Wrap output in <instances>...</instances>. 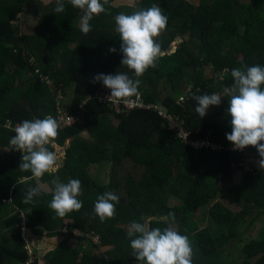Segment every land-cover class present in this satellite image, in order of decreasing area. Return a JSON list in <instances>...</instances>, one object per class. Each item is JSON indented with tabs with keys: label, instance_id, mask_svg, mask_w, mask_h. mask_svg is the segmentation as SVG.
<instances>
[{
	"label": "trees",
	"instance_id": "trees-1",
	"mask_svg": "<svg viewBox=\"0 0 264 264\" xmlns=\"http://www.w3.org/2000/svg\"><path fill=\"white\" fill-rule=\"evenodd\" d=\"M112 1L104 5V13L93 17L91 21L99 24L91 26L87 35L74 24L83 12L68 0L59 14L54 12L56 0L41 3L32 11L37 17L35 34L18 37L12 22L26 5L40 2L0 0V148L4 150V163L0 157V264H37L36 258L30 260L21 232L69 240L83 214L88 236H77L76 243L85 239L94 243L95 236L110 249L102 251L95 244L79 249L67 240L45 254L46 264H141L127 235L131 223L163 230L170 212L175 214L172 226L189 238L193 264H264V228L238 246L237 258L224 250L235 235L237 220L249 218L250 224L264 216V172L247 169L248 160L261 159L256 148H227L232 147L226 138L232 130L227 112L230 97L223 92L234 83L233 69L264 66V0H199L192 6L186 0H140L134 8L115 7ZM153 4L161 7L168 22L157 38L163 56L155 68L139 77L137 95L147 107L113 115L112 108L96 97L106 87L93 83V78L121 72L136 79L133 70L121 65L122 41L115 31V17ZM177 38L181 42L168 53ZM44 45L51 48L48 54ZM25 69L28 75L23 82ZM212 93L222 97L221 103L210 106L200 118L192 96ZM66 97L70 99L66 111L77 120L59 130L54 144L65 147L61 171L68 172V181H81L78 199L83 207L60 218L48 207L55 174L34 178L31 171L20 170L22 154L9 143L15 133L3 124L9 120L14 128L24 120L55 118L57 104ZM160 109L167 117L158 114ZM173 122L189 133L191 141L220 143L224 148L185 143L171 128ZM47 147L54 151L52 145ZM116 149L141 171L134 176L113 174L106 184L94 183L88 167L112 160ZM237 172L243 177L234 183ZM29 187H39L41 194L24 204ZM105 192L115 193L119 203L115 218L101 222L94 205ZM218 198H230L231 204L226 206ZM171 200L176 203L170 204ZM66 221L69 230L64 232Z\"/></svg>",
	"mask_w": 264,
	"mask_h": 264
},
{
	"label": "clouds",
	"instance_id": "clouds-1",
	"mask_svg": "<svg viewBox=\"0 0 264 264\" xmlns=\"http://www.w3.org/2000/svg\"><path fill=\"white\" fill-rule=\"evenodd\" d=\"M68 2L83 12L81 31L87 35L91 31L89 21L106 11L104 5L108 0H68ZM65 11L64 0H56L55 13ZM168 17L163 14L161 7L153 4L151 7L140 9L132 14L120 13L115 17V31L122 41L123 59L121 65L134 71L136 79L126 73L97 74L93 83L102 82L110 89L108 100L128 102V98L137 95L142 77L149 68H155L157 60L163 56L161 45L157 38L167 28ZM115 52V48L109 49ZM234 83L224 87L223 92L230 97L227 109L231 120V133H226L227 140L233 149L243 151L248 146L256 148L259 157L258 166L264 168V66L255 65L236 68L231 71ZM192 99L198 106L195 112L203 118L210 106H219L222 97L216 93L193 95ZM60 125L51 115L44 119L24 120L15 129V135L9 143L12 149L20 152L19 169L31 171L34 178H41L45 173L50 175L58 171V155L50 151L48 145H54L58 138ZM220 144V143H216ZM221 145V144H220ZM223 146V145H221ZM54 148V147H53ZM230 149L229 147H227ZM54 189L52 200L48 207L56 216L63 218L67 214L79 211L83 202L78 199L82 195L81 181L70 179L67 183L52 180ZM41 194L39 187H29L24 195V204L33 203L34 198ZM119 197L113 192H105L97 197L94 212L101 222L114 219L116 204ZM168 227L163 230L152 228L146 224L133 221L128 229L130 246L133 256L141 264H193V248L186 235H181L173 226L174 213H168L164 218ZM75 231V230H74Z\"/></svg>",
	"mask_w": 264,
	"mask_h": 264
},
{
	"label": "rangeland",
	"instance_id": "rangeland-1",
	"mask_svg": "<svg viewBox=\"0 0 264 264\" xmlns=\"http://www.w3.org/2000/svg\"><path fill=\"white\" fill-rule=\"evenodd\" d=\"M40 2L38 5H35L34 3L30 4V6H25L17 16V19L14 20L12 23L15 24L18 29V37L21 36H32L35 34V24L37 21V17L35 13H32L33 10H35L36 6H39L41 3L42 4H48L53 0H37V2ZM140 0H113L112 1V6L115 7H128V8H134L136 4ZM242 2H247L248 0H240ZM34 2V1H33ZM186 2L189 5H197L199 0H186ZM91 26L98 27L99 22H89ZM75 26L81 27V19L79 21H75ZM181 42L179 38H177L172 44L170 49L168 50V53L174 52L175 47L177 46V43ZM43 50H45L48 54V51L51 50V48H48L47 45H44ZM28 61L32 62V58L28 59ZM8 71L11 72L12 67L8 66L7 67ZM208 72V73H207ZM210 71L206 68V74H209ZM28 75V70L25 69L22 71V77H23V82L25 81L26 77ZM210 76V74H209ZM50 86L53 84V82H49ZM70 104V99L69 97H66L65 100H62L58 103V108H60V111L62 110H68ZM84 138H89L87 134H82ZM54 152L57 153L58 155V161L57 163L59 164L58 171L55 173V177L59 178V182L61 183H67L69 176L68 172L65 170L61 171V166H62V160L64 158V153H65V147H59V146H54ZM5 153L8 154V152L5 150ZM4 150L0 148V157L2 163H4ZM126 158L122 157V151L121 149H116L113 153V159L110 161H105L101 163H96L93 165H90L87 169V173L91 180L96 183V184H106L110 182V177L113 174H118V175H126V174H132L133 176L138 174V171H141V167H136L134 166L131 162L126 161ZM125 160V161H124ZM248 170L250 167L253 168L254 171H263L264 168L257 169L255 166H247ZM243 174L241 172H237L234 174L233 181L234 183H239L242 180ZM45 188V186H43ZM218 201L222 202L224 205L228 206L231 204V199L230 198H218ZM176 202L171 200L170 204L174 205ZM231 208V207H230ZM232 210L238 211L236 208H233ZM157 218L158 216H154V218ZM152 219L148 218L147 220ZM249 218H246L244 220H237L236 221V230H235V235L233 238L230 239L228 244L224 246V250H226L231 257H238L241 255V251L238 248V246H241L251 238H255L259 231L264 228V216L259 220L255 221L253 223L248 224L247 222ZM87 216L86 214L81 215L80 217V224L79 228L73 230L74 238H68L65 239L64 237H56V238H48L45 235L42 236H36L32 234L29 230L28 231H22L21 232V238L23 240L24 247L27 248L29 255H32L34 259L36 258L37 264H46L47 260L45 259V254L51 250L54 249L56 244L59 243H68L69 245H76L78 246L79 249H88L89 245L95 244L98 246V248H103L102 251L106 250L107 248L110 249L107 245H104L100 243L99 237H97L95 240H93L94 243L90 242L89 240L85 239L82 243L79 244L76 243V237L80 236L81 234H84L85 236L87 235V232H85V226L87 224ZM175 228V227H174ZM177 230V228H175ZM69 230V221H66V226L64 227L63 231L67 232ZM78 244V245H77ZM255 259H251L250 261L253 262Z\"/></svg>",
	"mask_w": 264,
	"mask_h": 264
},
{
	"label": "built area",
	"instance_id": "built-area-1",
	"mask_svg": "<svg viewBox=\"0 0 264 264\" xmlns=\"http://www.w3.org/2000/svg\"><path fill=\"white\" fill-rule=\"evenodd\" d=\"M110 90L104 88V90L102 92H99L96 94V97L98 98V100L100 102H106L112 109L113 115H117V114H123V113H128L131 110L135 109V108H146L147 106L141 101L140 96L137 95L136 98H129L127 103L121 102V101H114V100H108V97L110 96ZM159 115H162L163 117H167L166 112L163 109L159 110ZM55 119L58 121L59 125H60V129L62 130L64 128L69 127L70 125H72L73 123H75V121L77 120L73 115L67 113L66 110H62L60 111V108H58V104H57V111H56V115H55ZM3 126L5 128L8 129H12L14 131L15 127L12 128L11 123L9 120H6L3 124ZM171 128L173 130H175L176 135L180 138H182L184 140L185 143H189L193 146H210L212 149L215 150H220L223 149L224 147L221 146L220 144H216V143H210L208 141H206L205 143H201L199 141L193 142L189 139V133L186 132L182 126H180L179 124L173 122L171 123ZM15 133V132H14ZM251 147V146H248ZM230 149H233V146L230 147ZM234 150V149H233ZM97 237L93 236V240H95ZM34 259V257L32 255H30V260L32 261Z\"/></svg>",
	"mask_w": 264,
	"mask_h": 264
},
{
	"label": "crops",
	"instance_id": "crops-1",
	"mask_svg": "<svg viewBox=\"0 0 264 264\" xmlns=\"http://www.w3.org/2000/svg\"><path fill=\"white\" fill-rule=\"evenodd\" d=\"M260 159H250V160H248L247 162H248V164L247 165H249V166H255L257 169H261L259 166H258V161H259ZM259 171V170H258ZM260 172H263V171H260Z\"/></svg>",
	"mask_w": 264,
	"mask_h": 264
}]
</instances>
